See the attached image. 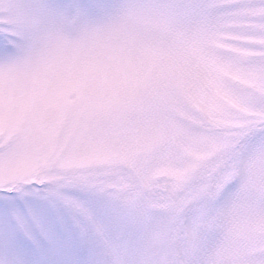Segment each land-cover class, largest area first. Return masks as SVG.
<instances>
[{"label":"snow or ice","instance_id":"obj_1","mask_svg":"<svg viewBox=\"0 0 264 264\" xmlns=\"http://www.w3.org/2000/svg\"><path fill=\"white\" fill-rule=\"evenodd\" d=\"M0 264H264V0H0Z\"/></svg>","mask_w":264,"mask_h":264}]
</instances>
